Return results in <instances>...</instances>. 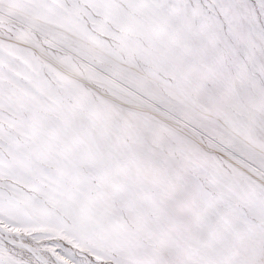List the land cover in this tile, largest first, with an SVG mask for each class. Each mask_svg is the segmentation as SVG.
Returning <instances> with one entry per match:
<instances>
[{
    "label": "snow or ice",
    "instance_id": "6c2138e0",
    "mask_svg": "<svg viewBox=\"0 0 264 264\" xmlns=\"http://www.w3.org/2000/svg\"><path fill=\"white\" fill-rule=\"evenodd\" d=\"M0 264H264V0H0Z\"/></svg>",
    "mask_w": 264,
    "mask_h": 264
}]
</instances>
